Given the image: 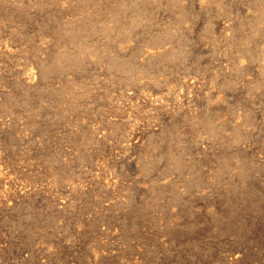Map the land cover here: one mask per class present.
I'll return each instance as SVG.
<instances>
[{"label":"rangeland","instance_id":"rangeland-1","mask_svg":"<svg viewBox=\"0 0 264 264\" xmlns=\"http://www.w3.org/2000/svg\"><path fill=\"white\" fill-rule=\"evenodd\" d=\"M0 264H264V0H0Z\"/></svg>","mask_w":264,"mask_h":264}]
</instances>
